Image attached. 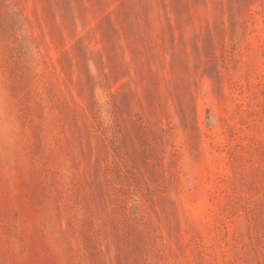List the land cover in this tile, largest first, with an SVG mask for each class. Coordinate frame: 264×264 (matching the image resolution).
<instances>
[{
  "label": "rangeland",
  "instance_id": "374dc122",
  "mask_svg": "<svg viewBox=\"0 0 264 264\" xmlns=\"http://www.w3.org/2000/svg\"><path fill=\"white\" fill-rule=\"evenodd\" d=\"M0 264H264V0H0Z\"/></svg>",
  "mask_w": 264,
  "mask_h": 264
}]
</instances>
